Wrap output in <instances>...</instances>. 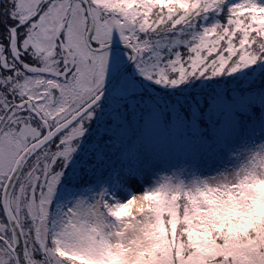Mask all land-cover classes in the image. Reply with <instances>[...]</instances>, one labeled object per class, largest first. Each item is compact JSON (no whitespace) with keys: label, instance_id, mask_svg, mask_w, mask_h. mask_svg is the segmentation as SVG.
I'll list each match as a JSON object with an SVG mask.
<instances>
[{"label":"snow or ice","instance_id":"obj_1","mask_svg":"<svg viewBox=\"0 0 264 264\" xmlns=\"http://www.w3.org/2000/svg\"><path fill=\"white\" fill-rule=\"evenodd\" d=\"M0 264H264V0H0Z\"/></svg>","mask_w":264,"mask_h":264}]
</instances>
